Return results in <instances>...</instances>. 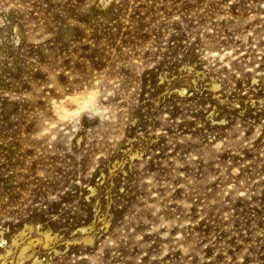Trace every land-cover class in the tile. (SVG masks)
<instances>
[{"label": "rangeland", "instance_id": "rangeland-1", "mask_svg": "<svg viewBox=\"0 0 264 264\" xmlns=\"http://www.w3.org/2000/svg\"><path fill=\"white\" fill-rule=\"evenodd\" d=\"M22 230L57 238L20 262ZM0 237V264H264V0H0Z\"/></svg>", "mask_w": 264, "mask_h": 264}, {"label": "bare ground", "instance_id": "bare-ground-1", "mask_svg": "<svg viewBox=\"0 0 264 264\" xmlns=\"http://www.w3.org/2000/svg\"><path fill=\"white\" fill-rule=\"evenodd\" d=\"M137 155V154H135ZM132 156H134V154H132ZM94 227V226H93ZM92 225L88 228V227H82V231L86 232L88 231L89 229L92 230ZM25 230H22L20 231L12 240V245H14V247H17V252H18V261L22 262L24 261L27 257H29L30 255L33 254L32 250L30 251L31 254H28L27 252H29L28 250L30 248H33L34 244L36 243V241L39 243L41 242L42 245H49V244H52L51 242H53L54 240H56L57 238V235H53V233H51L49 230L47 231H44L42 232V236L38 237L37 239H32V237L29 236V238L25 239V241L23 242V244H20L19 243V240L20 239H23L24 238V235H25ZM28 234V233H26ZM86 234V235H85ZM84 235V240L85 241H88V242H91L93 241V235H91L90 233H85ZM93 234V233H92ZM39 235V234H38ZM2 241H4V237H0ZM22 241V240H21ZM1 244V243H0ZM12 245H10L11 247L7 249V253L8 252H11L12 251ZM35 247V246H34ZM29 252V253H30ZM34 255V254H33ZM1 258H4L1 257ZM33 259V258H32ZM5 261V260H4ZM35 262H39V263H42L41 260H39V258H35ZM34 262V263H35ZM4 263V262H3ZM1 263V264H3Z\"/></svg>", "mask_w": 264, "mask_h": 264}]
</instances>
